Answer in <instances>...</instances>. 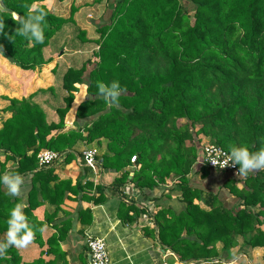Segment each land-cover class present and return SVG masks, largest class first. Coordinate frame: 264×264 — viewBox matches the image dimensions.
<instances>
[{
    "label": "trees",
    "instance_id": "obj_1",
    "mask_svg": "<svg viewBox=\"0 0 264 264\" xmlns=\"http://www.w3.org/2000/svg\"><path fill=\"white\" fill-rule=\"evenodd\" d=\"M43 1L0 0L5 24L0 54L23 71L53 61L45 58V52L49 46L55 50L57 33L69 23L41 5ZM183 1L117 0L109 24L99 29V39L91 42L78 35L77 42L94 43L98 49L62 74L65 96L58 107L50 108L56 122L46 119L32 96L8 99L4 111L11 117L0 129V153L16 161L11 175L43 177L48 182L55 177L48 176L47 168H37L38 151L66 152L65 162L70 163L77 144L105 140L107 151L97 161L101 171L120 173L111 185L120 199L119 217L123 223L143 214L151 220L153 228L145 229L146 236L169 256L161 264L242 263L244 254L223 261L216 245L221 244V252L228 255L238 246V238L243 249L264 248V232L259 229L264 226V169L244 177L225 176L218 189L211 181L215 171L207 167L200 169L203 185L192 187L188 176L198 157L195 135L229 155L241 145L249 151L264 148V0H188L191 13ZM13 13L21 18L44 13V42L16 35L19 19ZM113 81L125 90L116 105L106 102L97 89L98 82ZM78 85L86 86L85 93L92 98L76 105L73 118L93 119L82 130H69L65 119ZM130 166L135 167L132 175L125 170ZM168 181L179 189L181 209L156 205L149 214L125 201L128 184L152 191ZM64 185L72 193L80 186L71 187L68 181L56 185L53 196L45 198L56 209L54 196ZM32 194L33 190L25 216L35 207ZM102 201L101 193L95 203ZM202 201L206 207L200 206ZM13 207L0 191L5 228ZM80 215L88 216L89 211Z\"/></svg>",
    "mask_w": 264,
    "mask_h": 264
},
{
    "label": "crops",
    "instance_id": "obj_2",
    "mask_svg": "<svg viewBox=\"0 0 264 264\" xmlns=\"http://www.w3.org/2000/svg\"><path fill=\"white\" fill-rule=\"evenodd\" d=\"M116 1L44 0L40 3L56 16L67 19L69 23L57 33L55 39L59 38V43L55 44V50L53 46H49L45 52L46 59L53 58L51 68L50 64L45 65L48 70L23 71L0 54V129L4 121L11 117V114L1 112L9 105L8 99H28L30 96L31 100L46 112V119L49 122H56L57 118L50 108L58 107L65 96L61 87L62 74L68 67L79 65L97 49L94 43L80 44L76 41L77 37L80 34L79 36L91 42L99 39V29L108 24ZM59 47H62L60 52L56 51ZM70 116L73 124L86 120H74V116L72 114ZM65 126H69L67 121ZM76 147L73 153L76 152ZM198 157H201V150ZM16 164V161L7 159L6 155L0 153V177L5 174L11 175ZM46 170L51 171L52 175L48 176L55 177V180L47 182L43 177L24 176L19 193L15 197L10 196L6 185L0 183L1 193L15 206L19 204L23 213L29 206V195L32 190L35 206L26 215L27 223L34 232L32 242L24 248L10 247L3 256H0V264H89L85 248L87 236L104 239L110 264H161L167 261L169 256L161 255L162 250L158 242L146 236L145 229H151L153 226L145 214L138 215L132 223H123L120 219V199L111 189L112 183L120 173L114 170L101 171L100 168L85 172L77 157L70 163L63 160ZM125 170L132 175L135 167L130 166ZM214 173L211 181L217 184L218 189L224 176ZM63 181L70 182L71 187L76 183L80 186L72 193L69 187L64 185L58 196H54L58 201L56 209L49 205L45 198L48 194L52 195L56 185ZM86 184H91V187ZM99 188L102 189L103 201L95 203L101 194ZM130 188H133V185H126L124 193ZM165 190L164 185H159L152 191L138 190V197L152 208L156 205L177 206L175 204L177 192ZM129 193L132 195L131 191ZM129 195L125 194L124 197L127 203L134 202L143 208L142 203L132 200ZM86 210L89 211L88 216L80 215V212ZM130 215L134 216L133 213ZM5 226L6 223L0 220V228L5 229L4 233H0V240L6 237Z\"/></svg>",
    "mask_w": 264,
    "mask_h": 264
},
{
    "label": "clouds",
    "instance_id": "obj_3",
    "mask_svg": "<svg viewBox=\"0 0 264 264\" xmlns=\"http://www.w3.org/2000/svg\"><path fill=\"white\" fill-rule=\"evenodd\" d=\"M13 16L19 19V28L15 30V34L26 39H32L36 43L44 42L43 21L44 13L36 15H28L24 18L18 17L17 13ZM5 24L3 19H0V32H3ZM98 95L103 96L104 100L109 104L116 105L119 103L120 95L125 91L118 81H113L108 85L97 83ZM213 164L214 161L210 160ZM233 165H239L238 173L247 175L249 172L264 169V148L258 151H249L243 145L233 147L230 151L229 159L222 165L224 167L229 162ZM0 183L7 187V192L10 196L15 197L20 190L22 184L21 175L5 174L0 177ZM34 237L33 230L27 223V218L19 204L13 207L9 212L7 219L6 237L0 240V256H3L10 247L24 248L28 246Z\"/></svg>",
    "mask_w": 264,
    "mask_h": 264
},
{
    "label": "built area",
    "instance_id": "obj_4",
    "mask_svg": "<svg viewBox=\"0 0 264 264\" xmlns=\"http://www.w3.org/2000/svg\"><path fill=\"white\" fill-rule=\"evenodd\" d=\"M99 154L96 149H84L80 153V161L82 165L89 170L95 171L99 168L97 161ZM230 155L223 149L206 143L201 149L200 165L209 168L210 170L230 174L232 176H242L238 173V166L233 165L230 161L227 165H222L229 159ZM65 160V154L52 150H40L36 154V165L38 169H46L50 166ZM213 160L214 164L210 161ZM131 162H135V157H132ZM129 191L132 195H129ZM125 194L131 196L134 201L142 203L143 207L148 210L149 214L152 213L153 208L148 203H145L140 197H138V190L130 188L125 190ZM137 195V197H136ZM85 248L87 249L89 256V264H110L109 254L107 251V245L104 239L100 237L87 236L85 240Z\"/></svg>",
    "mask_w": 264,
    "mask_h": 264
},
{
    "label": "rangeland",
    "instance_id": "obj_5",
    "mask_svg": "<svg viewBox=\"0 0 264 264\" xmlns=\"http://www.w3.org/2000/svg\"><path fill=\"white\" fill-rule=\"evenodd\" d=\"M183 7L186 8L187 11L191 13V8L189 6L188 0L183 1ZM108 24H109V22H108ZM96 46H97V44H96ZM97 49H98V46H97ZM91 58H93V57H91ZM95 61L96 60H94V58H93L92 59V65H93V67L95 66ZM92 65L90 67H92ZM52 66H53V63L50 64L49 68H51ZM41 69L48 70L47 66L44 65V66H42L40 68H36V69H34L33 71H30V72L41 71ZM85 87L86 86H82V85H78L76 87L78 91H77V93H74V97H75L74 98V102L72 104L71 110H70L67 118L65 119V122L67 121V124H69V126L67 127V129H69V130H72V129L73 130H82L83 127L85 125H87V124H90L91 120L93 119V118L92 119H86L83 122L74 123V124L69 119V117H71L70 114H73V110L76 107V105H78V103H80L81 101H83L85 99L92 98V97L88 96L85 93ZM1 112H3V114H11L9 112H5L4 109ZM74 120H76V119H74ZM70 122H72V124H70ZM70 125H72V126H70ZM195 130L197 131L198 128L195 129ZM85 134L86 133H83V135H85ZM194 142H195L196 150H197V152H199L202 149L203 145L206 144V143H208L209 140L207 138H203L200 135H195ZM84 149H96L97 152H98V154H99V156H101V155H103V153H105L107 151V142L105 140H99V144H98L97 141H94L91 144L79 143V144H77L76 152L74 151V153H73V155L75 156V158L77 157L78 160H80V153ZM63 154H65V158H66L67 157V155H66L67 153L64 152ZM200 158L201 157H197V160H196L195 164L191 168V173L188 176V178L190 179V184H191L192 187H197L200 184H202V185L204 184V183H202V180L203 179H201V177H200V169L202 167L200 165ZM130 162H131V160H130ZM134 163H132V164H134ZM258 171L259 170L252 171V172H249L248 174H254V173L258 172ZM215 172H217V171H215ZM217 173H218L217 175H219V173H220L224 177L230 175V174L221 173V172H217ZM242 176L244 177L245 175H242ZM170 183H172V186H170ZM164 186L166 187V190L165 191L173 190V192H177L178 195L180 194L179 189L175 187V185L173 184V182L168 181ZM237 186L241 188V187L244 186V183L241 182ZM210 188H211L210 190L216 191L215 190L216 188L214 186L210 185ZM178 195L176 196L177 198H176V201H175V204H177V206H179L178 204L181 202L180 201V198L178 197ZM200 206L201 207H206L205 204L203 203V201L200 202ZM178 209H181V207L179 206ZM253 211L256 213L257 212V209L254 208ZM259 229H261L264 232V226L263 225L259 226ZM237 241H238V246H236L233 249H231L229 251V255L226 254V253H224V252H221V247H222L221 244H217L216 245V249H217V251L219 253V256H220V258L223 261L224 260H227L228 257L236 258V257H239L241 254H244L242 263H238L236 261H232L230 264H264V248H255V249H246V248H244L243 249L242 248L241 238H238ZM161 255H163V257H164L163 251H162V254Z\"/></svg>",
    "mask_w": 264,
    "mask_h": 264
}]
</instances>
